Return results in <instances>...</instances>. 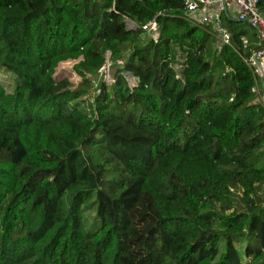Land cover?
<instances>
[{"label":"trees","instance_id":"16d2710c","mask_svg":"<svg viewBox=\"0 0 264 264\" xmlns=\"http://www.w3.org/2000/svg\"><path fill=\"white\" fill-rule=\"evenodd\" d=\"M183 9L0 0V69L16 78L11 93L0 84V264H264V107L241 58ZM152 20L158 37L144 40ZM223 21L232 47L253 41ZM106 51L114 81L96 93ZM65 61L76 85L54 79Z\"/></svg>","mask_w":264,"mask_h":264},{"label":"built area","instance_id":"2783aa9c","mask_svg":"<svg viewBox=\"0 0 264 264\" xmlns=\"http://www.w3.org/2000/svg\"><path fill=\"white\" fill-rule=\"evenodd\" d=\"M183 14L194 26L211 27L215 50L219 51L224 46H229L235 51L252 76L251 92L254 101L264 107V7L259 8L258 0H184ZM224 15L234 22L245 23L254 33L253 41L249 42L246 36H241L239 38L241 49L232 47L230 32L224 25ZM126 27L128 30L135 29V25L130 21L128 24L126 23ZM140 28L145 33L144 40L156 41L158 30L153 20ZM109 57L110 53L106 51L104 53L105 61L100 69L105 65L109 68ZM124 78L130 88L136 86V78L127 73H124ZM113 81L112 77L106 74L102 82L99 83L110 85ZM97 92L98 90H96Z\"/></svg>","mask_w":264,"mask_h":264},{"label":"rangeland","instance_id":"374dc122","mask_svg":"<svg viewBox=\"0 0 264 264\" xmlns=\"http://www.w3.org/2000/svg\"><path fill=\"white\" fill-rule=\"evenodd\" d=\"M128 24V21L126 22ZM77 61H65V62H60L58 64V66L55 69L54 72V79L55 80H60L63 78L68 79L72 84L76 85L77 83L80 82V78L77 77L75 75V73L72 70L73 65L76 63ZM181 62V58H178L177 63L173 66V68L175 70H177V68H179V64ZM109 68H107V66L105 65L102 69H100L97 74L95 76H93L91 79L92 80V86H93V90L95 89L96 91V86L99 82H102L103 77L108 74L110 76L111 74V67L110 65H108ZM0 84L2 85V87L4 88V90L7 93H11L15 84H16V78L11 74L6 72L3 69H0ZM83 105L82 108H84ZM86 110V108H85ZM107 180H111V175L107 176ZM113 185H109L106 190L108 192L111 193ZM256 200L258 198L259 202L261 203V201L264 199V185L261 186L258 191H257V197H255ZM238 203L239 200H237ZM82 221H83V226L85 228V230L92 232L94 231L96 228H98L99 223L95 217V206H94V201H93V197L92 199L82 207ZM223 247H224V242L221 241L219 243V248H218V254H221L223 252ZM237 252L240 255V258L243 260V244H237L235 245Z\"/></svg>","mask_w":264,"mask_h":264}]
</instances>
